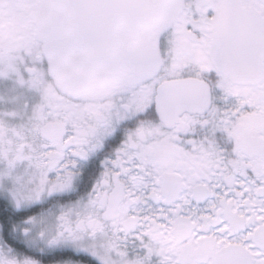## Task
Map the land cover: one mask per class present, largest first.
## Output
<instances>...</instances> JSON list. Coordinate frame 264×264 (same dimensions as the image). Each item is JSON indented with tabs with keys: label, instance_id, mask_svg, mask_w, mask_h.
Returning a JSON list of instances; mask_svg holds the SVG:
<instances>
[{
	"label": "snow or ice",
	"instance_id": "6c2138e0",
	"mask_svg": "<svg viewBox=\"0 0 264 264\" xmlns=\"http://www.w3.org/2000/svg\"><path fill=\"white\" fill-rule=\"evenodd\" d=\"M0 264H264V0H0Z\"/></svg>",
	"mask_w": 264,
	"mask_h": 264
}]
</instances>
